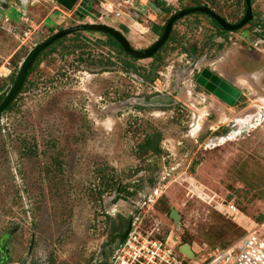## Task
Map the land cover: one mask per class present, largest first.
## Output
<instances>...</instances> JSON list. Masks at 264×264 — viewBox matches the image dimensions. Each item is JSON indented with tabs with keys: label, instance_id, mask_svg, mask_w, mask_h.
Masks as SVG:
<instances>
[{
	"label": "rangeland",
	"instance_id": "obj_1",
	"mask_svg": "<svg viewBox=\"0 0 264 264\" xmlns=\"http://www.w3.org/2000/svg\"><path fill=\"white\" fill-rule=\"evenodd\" d=\"M101 1L85 0L83 14L53 0H0V94L10 90L31 49L61 29L106 24L142 50L160 37L151 27L181 9L208 6L233 24L245 11V0H163L162 7L134 0L131 11L116 5L131 16L102 18ZM252 7L253 20L227 41L213 35L218 29L206 14L194 13L176 21L155 57L133 60L105 35L84 31L42 56L0 115L5 262L110 261L111 249L102 254L100 247L122 217L157 238L177 236L179 247L189 243L199 257L264 222V0ZM125 17L133 28L123 27ZM26 30L27 40L20 36ZM205 67L228 79L237 74L243 95L235 106L196 84ZM162 94L175 102H140ZM154 135L157 151L148 148ZM230 203L237 212L227 211ZM171 208L181 215L179 228Z\"/></svg>",
	"mask_w": 264,
	"mask_h": 264
},
{
	"label": "water",
	"instance_id": "obj_2",
	"mask_svg": "<svg viewBox=\"0 0 264 264\" xmlns=\"http://www.w3.org/2000/svg\"><path fill=\"white\" fill-rule=\"evenodd\" d=\"M63 6L64 8L71 10L76 6L79 0H53ZM246 5L247 9L245 12V16L242 18V20L238 23H230L224 18H222L220 15L216 14L212 9H210L208 6H194L190 8H184L179 10L178 12L174 13L167 23L165 24V28L163 33L160 35V37L148 48L146 49H136L132 47L131 43L129 40L126 38V36L120 32L119 30L106 25V24H98V23H81V24H76L74 26H70L68 28H64L59 30L58 32L54 33L51 37L47 38L46 40L40 42L38 45H36L25 60L22 62V64L19 67V70L17 72V75L15 77L14 83L12 84L10 90L7 92L5 98L1 101L0 103V115L4 113L7 108L10 106V104L16 99L17 95L21 92L26 79L28 78L29 71L33 67L37 57L40 55L42 51H44L46 48H48L50 45H52L54 42L57 40L61 39L64 36H67L69 34H72L76 31H84V30H96V31H102L105 33L110 34L113 36L119 44L123 47L124 51L133 56L134 58L137 59H145V58H151L153 57L167 42L169 39L173 26L176 21L179 19L190 15L194 13H203L210 15L216 19V21L220 24V26L226 30V31H237L241 28H243L246 24H248L253 18V7H252V1L251 0H246ZM194 52V51H193ZM156 68L157 65H155L152 69V77L156 73ZM151 77V78H152ZM151 78L146 79L149 81ZM197 84H199L201 87H204L206 90L209 92H212L216 97H218L220 100L224 101L226 104L229 106H234L236 99L240 95V90L235 87L234 85L222 81L219 76L214 74V72L208 68L205 67L202 69L198 77L196 78ZM214 84H219L218 87L214 86ZM141 103L144 104H167L170 105L175 102L174 97L167 95V94H162V95H157L154 97H151L150 100H140ZM159 141V136L156 135L150 145L149 149L152 151H157L158 150V142ZM119 191V190H118ZM117 191V193H119ZM118 195V194H117ZM117 197V196H116ZM170 218H172L175 222V225L177 228L180 226V218L181 215L180 213L175 209L171 208ZM132 228V222H129L128 228L126 231L119 236L121 241H124L127 236L129 235L130 231ZM0 249H3V245L0 244ZM179 250L182 254H184L186 257L190 259H197V255L195 251L193 250L191 244L186 243L182 244L179 247Z\"/></svg>",
	"mask_w": 264,
	"mask_h": 264
},
{
	"label": "built area",
	"instance_id": "obj_3",
	"mask_svg": "<svg viewBox=\"0 0 264 264\" xmlns=\"http://www.w3.org/2000/svg\"><path fill=\"white\" fill-rule=\"evenodd\" d=\"M116 5L119 8L127 6L130 11L135 9L134 0L101 2L103 9L101 17L103 18L104 14H114L117 18L124 15L131 16L130 12L127 14L122 9H116ZM84 16L89 17L87 14ZM135 22L138 23V21ZM31 34V31L26 30L20 36L27 40ZM227 211L233 214L238 209L235 204L230 203ZM260 230L264 231V222L257 224L247 234L228 246L209 248L207 257L204 255L199 257L196 254L197 259H190L180 252L181 242L177 236L169 234L161 239L132 225L129 235L113 255V264H264V239L261 237Z\"/></svg>",
	"mask_w": 264,
	"mask_h": 264
},
{
	"label": "flooded vegetation",
	"instance_id": "obj_4",
	"mask_svg": "<svg viewBox=\"0 0 264 264\" xmlns=\"http://www.w3.org/2000/svg\"><path fill=\"white\" fill-rule=\"evenodd\" d=\"M245 4H246V0H245ZM246 9H247V5L245 6V11H244V14H243V16H242V18L245 16V12H246ZM207 15V14H206ZM208 17H209V19H210V26L212 27V28H215V29H218V31H216V33L215 34H213L214 36H217L216 38H217V40L219 39V38H221L222 39V41H227V39H228V33H233V32H238L239 30H241V29H239V30H237V31H227L226 32V30H224L221 26H220V24L216 21V19L214 18V17H212V16H210V15H207ZM254 16V15H253ZM223 18V17H222ZM242 18L238 21V22H240L241 20H242ZM225 19V18H224ZM226 20V19H225ZM253 20V19H252ZM251 20V21H252ZM250 21V22H251ZM215 22H217L218 23V25L221 27L220 29L218 28V26L216 25V23ZM238 22H236V23H238ZM212 38H213V36H211L210 37V39L212 40ZM216 40V39H215ZM210 43H212V41L211 42H209L208 44H207V46H208V48H210ZM194 51V52H193ZM206 52V51H205ZM190 54L193 56V58H195V59H197L198 58V52H197V50H196V48L195 47H191L190 48ZM208 56V55H207ZM207 56L205 57V59H206V61L208 60L207 59ZM211 62V61H210ZM213 72H214V74H216L217 76H219L220 78H221V80L222 81H226V82H228V83H230V84H232V85H234L235 87H237L239 90H240V95H239V97L236 99V102H235V105L241 100V98H242V95H243V92H242V90L236 85V83H235V81H233L235 78H238V76H237V74L236 75H234L233 76V78L234 79H228L225 75H223L222 73H220L219 71H217V70H215L214 68H210ZM202 71V70H201ZM200 71V72H201ZM200 74V73H199ZM198 74V75H199ZM198 75H197V77H198ZM196 77V78H197ZM196 78H195V81H196ZM196 84H197V82H196ZM199 85V84H198ZM218 85L219 84H214V86H216V88L218 87ZM204 90H206L204 87H202ZM206 92L208 93V94H210V95H214L212 92H209L208 90H206ZM215 96V95H214ZM218 98V97H217ZM218 101L220 102V103H223V104H226L224 101H222V100H220L219 98H218ZM226 105H228V104H226ZM234 105V106H235ZM156 135H154L153 137H155ZM129 221H131V220H129ZM132 222V221H131ZM128 225H129V223H128ZM127 228H128V226H127ZM126 228V229H127ZM126 229L123 231V232H118V233H115L114 235H112V237H110V234L108 233V234H106V237H107V242H105L104 243V245H101V247H100V251L103 249H111V254L113 255V254H115L116 253V251L118 250V248H119V246L123 243V241H121L120 240V238H119V236L121 235V234H123L125 231H126ZM10 237V236H9ZM9 237H5L4 238V244H5V248L3 249V256L2 257H0V264H21V263H16V262H5L6 260L5 259H8L9 257H10V254H9V249H8V243H9V240L10 239H8Z\"/></svg>",
	"mask_w": 264,
	"mask_h": 264
},
{
	"label": "trees",
	"instance_id": "obj_5",
	"mask_svg": "<svg viewBox=\"0 0 264 264\" xmlns=\"http://www.w3.org/2000/svg\"><path fill=\"white\" fill-rule=\"evenodd\" d=\"M252 2L254 1V0H251ZM156 5L158 6V7H162V6H165V2L163 1V0H158L157 2H156ZM245 6H246V4H245ZM163 11L164 12H171V7H165V8H163ZM195 14H203V13H195ZM82 15V14H81ZM84 16V15H83ZM216 23V25L218 26V28L220 29L221 27L218 25V23L217 22H215ZM175 24H176V22H175ZM175 24H174V26H175ZM174 26H173V28H174ZM123 27L126 29L127 27L125 26V25H123ZM164 28H165V24H163V25H160V24H154L152 27H151V30H152V32L154 33V34H156V35H158V36H160L161 34H162V32L164 31ZM173 30V29H172ZM81 31H76V32H74V33H72V34H78V33H80ZM84 32H87V33H101V34H103V35H105L109 40H110V43H111V45H113V46H116V47H118L119 49H121L127 56H129L131 59H135V60H137V58H134L133 56H131L130 54H128L127 52H125L124 51V49H123V47L119 44V42L113 37V36H111L110 34H108V33H105V32H102V31H96V30H84ZM70 35V34H69ZM68 36V35H67ZM67 36H64V37H62L61 39H59V40H57L56 42H54L52 45H50L48 48H46L44 51H42L41 53H40V55L37 57V59H36V61H35V63H34V65H33V67L30 69V71H29V75L32 73V71H33V69L35 68V66H37L39 63H40V61H41V58H42V56L48 51V50H50L54 45H56V44H58L59 42H61V40H63L65 37H67ZM170 38H171V36L169 37V39L167 40V42L170 40ZM166 42V43H167ZM166 43L164 44V46L166 45ZM164 46L153 56V57H155L163 48H164ZM28 75V76H29ZM28 79V78H27ZM27 79H26V81H27ZM26 81H25V83H26ZM24 87V86H23ZM23 89V88H22ZM5 96H6V93L5 94H0V101H2L4 98H5ZM12 107V104H10V106L7 108V110L8 109H10ZM121 192H124V193H130L128 190H126V188L125 187H123L122 189H121ZM127 197V196H126ZM120 198V196L117 198V199H119ZM127 226H128V220L127 219H125V218H121L120 219V221L119 222H117V223H114V224H112V228L110 229V231H109V234H110V237H112V235H114L115 233H118V232H123L126 228H127ZM169 235V234H168ZM167 235V236H168ZM166 236V237H167ZM165 237V238H166ZM161 239H164V238H161ZM229 244H231V242H229V243H226V244H224V245H222V247H225V246H228ZM104 253V250H103V252H102V254ZM114 255V254H113ZM112 254H111V258H110V261H103V262H101L100 264H113V256Z\"/></svg>",
	"mask_w": 264,
	"mask_h": 264
},
{
	"label": "crops",
	"instance_id": "obj_6",
	"mask_svg": "<svg viewBox=\"0 0 264 264\" xmlns=\"http://www.w3.org/2000/svg\"><path fill=\"white\" fill-rule=\"evenodd\" d=\"M101 0H99V2H100ZM102 2V1H101ZM97 4H98V2H97ZM74 11H81L83 14H85L84 12H88V8H87V5H86V2H85V0H79L78 1V3L76 4V9L74 10ZM127 20H122V23H124V25L126 26V27H129V28H131V24H130V21H129V19L127 18V17H125ZM136 25H139V24H136ZM135 27V26H134ZM136 28V27H135ZM146 28V27H145ZM136 29H138V28H136ZM132 30V29H131ZM146 30H147V28H146ZM145 31V30H144Z\"/></svg>",
	"mask_w": 264,
	"mask_h": 264
}]
</instances>
